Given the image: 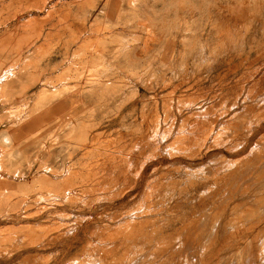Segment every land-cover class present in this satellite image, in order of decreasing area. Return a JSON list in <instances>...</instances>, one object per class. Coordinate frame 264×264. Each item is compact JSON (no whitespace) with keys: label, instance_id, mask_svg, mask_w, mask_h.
<instances>
[{"label":"rangeland","instance_id":"rangeland-1","mask_svg":"<svg viewBox=\"0 0 264 264\" xmlns=\"http://www.w3.org/2000/svg\"><path fill=\"white\" fill-rule=\"evenodd\" d=\"M0 168L2 251L264 257V0H0Z\"/></svg>","mask_w":264,"mask_h":264},{"label":"crops","instance_id":"crops-1","mask_svg":"<svg viewBox=\"0 0 264 264\" xmlns=\"http://www.w3.org/2000/svg\"><path fill=\"white\" fill-rule=\"evenodd\" d=\"M7 174L0 168V181L2 180V176ZM2 183V182H0ZM50 203L45 200H39L34 205H47ZM14 216H18V222H32L35 223L34 220H28L24 217L23 214H16ZM41 219V218H39ZM4 221H12V220H4L0 219V228L3 226ZM40 222V221H36ZM60 243L58 246H50L48 244H38V245H23L16 246L9 250L2 251L0 250V254H3L0 257V264H86V259L83 258L82 254L85 253L84 246L81 244H65ZM217 246L211 247L210 252H208L202 260H197L195 262H190L186 264H264V257L262 258H252L247 257L242 263L238 261H233L231 259L232 253L224 252L223 254H219L218 260L214 261L213 251H215ZM96 254V260L92 264H148L143 262V257H134L132 260L130 258L129 247L115 245L109 248H100ZM52 253H57L58 257L54 261H49L47 263H43V258H49L48 255ZM126 255V256H125ZM234 256V255H233ZM150 264H162L157 261Z\"/></svg>","mask_w":264,"mask_h":264}]
</instances>
